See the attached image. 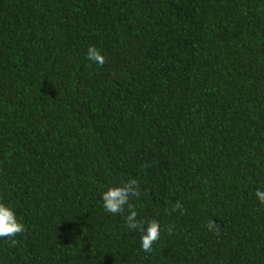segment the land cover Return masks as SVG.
<instances>
[{
    "label": "trees",
    "instance_id": "trees-1",
    "mask_svg": "<svg viewBox=\"0 0 264 264\" xmlns=\"http://www.w3.org/2000/svg\"><path fill=\"white\" fill-rule=\"evenodd\" d=\"M131 178L153 253L103 208ZM258 189L264 0H0V264H264Z\"/></svg>",
    "mask_w": 264,
    "mask_h": 264
},
{
    "label": "clouds",
    "instance_id": "clouds-1",
    "mask_svg": "<svg viewBox=\"0 0 264 264\" xmlns=\"http://www.w3.org/2000/svg\"><path fill=\"white\" fill-rule=\"evenodd\" d=\"M86 58L100 66L106 63L105 56L95 47L90 46L87 50ZM261 205H264V191L257 190L255 193ZM141 196L140 182L131 178L119 186L108 188L102 194L103 208L106 212L116 215L121 214L125 210V206L129 209V214L126 216V227L132 231L141 230V244L142 250L146 253L155 252V245L158 243L161 237L160 224L157 220L153 219L145 224L143 221L138 220V214L134 209L133 205L129 203L132 197L139 198ZM166 212L180 211L182 214L186 211L183 205L177 201L171 208L166 209ZM174 228L169 226L167 231L169 234L172 233ZM207 228L210 232H214L216 235L221 234V227L214 221L209 220ZM27 230L26 225L18 220L17 215L11 206L0 202V238H13L19 234L24 233ZM13 245L16 243L15 239L10 241Z\"/></svg>",
    "mask_w": 264,
    "mask_h": 264
}]
</instances>
